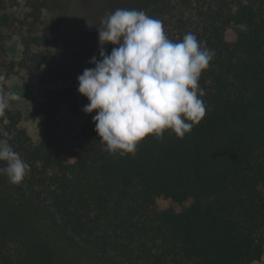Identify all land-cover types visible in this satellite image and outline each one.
<instances>
[{
  "label": "trees",
  "instance_id": "trees-1",
  "mask_svg": "<svg viewBox=\"0 0 264 264\" xmlns=\"http://www.w3.org/2000/svg\"><path fill=\"white\" fill-rule=\"evenodd\" d=\"M62 2H30L23 24L38 33L21 39L19 61H5L0 47V98L20 72L44 88L78 83L100 58L99 42L61 34ZM145 12L174 42L193 33L214 51L199 80L205 117L183 139L166 131L121 156L104 150L94 112L69 163L54 133L61 109L79 106L71 89L33 104L38 143L7 107L0 130L30 171L20 185L0 175V264H264V0H162ZM13 25L0 0V29ZM232 25L245 30L229 43ZM160 198L190 206L160 210Z\"/></svg>",
  "mask_w": 264,
  "mask_h": 264
},
{
  "label": "clouds",
  "instance_id": "clouds-1",
  "mask_svg": "<svg viewBox=\"0 0 264 264\" xmlns=\"http://www.w3.org/2000/svg\"><path fill=\"white\" fill-rule=\"evenodd\" d=\"M101 23L100 58L93 56L94 67L77 79L79 94L89 101L82 110L96 113L93 123L104 150L135 155L147 137L162 139L166 131L183 139L206 115L199 80L214 51L193 33L174 42L161 21L142 10L117 9ZM109 44L113 48L107 54ZM7 107V100L0 98V117ZM0 136L7 138H0V175L20 185L30 165L9 144V132L0 130Z\"/></svg>",
  "mask_w": 264,
  "mask_h": 264
},
{
  "label": "rangeland",
  "instance_id": "rangeland-1",
  "mask_svg": "<svg viewBox=\"0 0 264 264\" xmlns=\"http://www.w3.org/2000/svg\"><path fill=\"white\" fill-rule=\"evenodd\" d=\"M1 1L4 3V13L11 16L14 25L9 29H0V47L5 49V61H19L23 51L21 39L30 32L38 33V29L23 24L30 10L29 4L33 0ZM160 1L162 0H63L60 14L64 22L60 31L67 40L96 43L99 42L97 29L102 28L101 22L107 15L117 9H135L145 12ZM51 19L52 15L45 12L44 21ZM244 30L242 26L232 25L226 31V41L234 43L238 33ZM78 86L76 81L69 80L44 88L24 71L8 77L3 89V96L7 100L8 107L19 111L22 115L20 129L25 130L36 143L43 141L44 138L43 127L32 111L33 104L42 100L45 93L51 90L71 89L77 95L79 106H64L61 109L58 115L61 126L54 133L67 150L69 163L75 161L76 146L82 142L81 128L87 122L89 115L82 110L89 101L79 94ZM11 94H15L18 98H9ZM156 206L160 210L174 208L181 212L187 209L190 203L175 204L160 198L156 201Z\"/></svg>",
  "mask_w": 264,
  "mask_h": 264
}]
</instances>
